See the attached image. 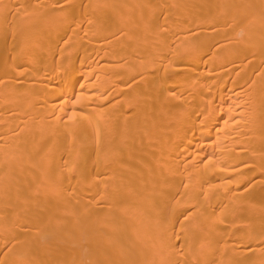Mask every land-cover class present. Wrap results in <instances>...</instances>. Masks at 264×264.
Segmentation results:
<instances>
[{
    "label": "bare ground",
    "instance_id": "bare-ground-1",
    "mask_svg": "<svg viewBox=\"0 0 264 264\" xmlns=\"http://www.w3.org/2000/svg\"><path fill=\"white\" fill-rule=\"evenodd\" d=\"M0 264H264V0H0Z\"/></svg>",
    "mask_w": 264,
    "mask_h": 264
},
{
    "label": "rangeland",
    "instance_id": "rangeland-1",
    "mask_svg": "<svg viewBox=\"0 0 264 264\" xmlns=\"http://www.w3.org/2000/svg\"><path fill=\"white\" fill-rule=\"evenodd\" d=\"M117 44H119V42H118ZM187 76H188V74H183L179 80H180V81H184V80L187 79ZM247 185H248V184H245V186H244L243 188H246ZM229 241H230V240H229Z\"/></svg>",
    "mask_w": 264,
    "mask_h": 264
}]
</instances>
